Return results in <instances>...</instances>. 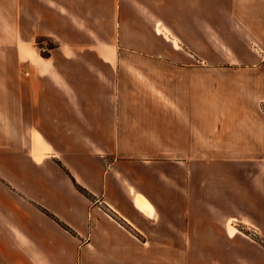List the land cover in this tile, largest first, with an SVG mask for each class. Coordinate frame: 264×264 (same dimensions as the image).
Listing matches in <instances>:
<instances>
[{"label": "crops", "instance_id": "obj_1", "mask_svg": "<svg viewBox=\"0 0 264 264\" xmlns=\"http://www.w3.org/2000/svg\"><path fill=\"white\" fill-rule=\"evenodd\" d=\"M261 102L264 0H0V264H264Z\"/></svg>", "mask_w": 264, "mask_h": 264}, {"label": "rangeland", "instance_id": "obj_2", "mask_svg": "<svg viewBox=\"0 0 264 264\" xmlns=\"http://www.w3.org/2000/svg\"><path fill=\"white\" fill-rule=\"evenodd\" d=\"M237 40L240 39V37L237 35L235 37ZM35 44L37 46V48H40V53L42 56H46L47 52L45 49L49 48L52 46V43L50 41H47L45 39H37L35 41ZM42 49V50H41ZM9 58L14 59V56L9 55ZM259 111L262 112L264 114V103L261 102V104L259 105ZM253 165H240V164H233V165H215L213 170L216 172H224V171H239L241 169H243L244 171L248 170H255L256 166L254 165V167L252 168ZM2 168H0V171L3 173H0V175L4 176L5 178H9V180L11 181H7L10 182L12 185H15L17 187L23 188L26 191H29L32 189L33 187V183L34 181L28 179L25 177L24 180H20L21 178L19 176H16L15 173H13L12 171L16 170V166L13 162L8 161L6 162V166L1 165ZM202 171H205L206 169L203 168V166H201ZM212 170V169H211ZM263 173H264V167H263ZM3 179L0 178V220H3L4 216L7 217L8 211L9 210H17V201L14 195H12L11 193H8L7 191L9 190L8 187H6L5 183L3 181H1ZM14 186V187H15ZM254 194V193H253ZM249 208L247 209V211H242L241 214H244V216H246V218L252 222V223H256L260 222L262 223L264 221V205L260 206V205H256V204H250L248 206ZM233 209V208H232ZM23 210H27V208L23 207ZM41 212L43 213H47L43 208L41 209ZM238 215L239 213L236 210H232V216L234 215ZM24 219H26L27 217V213L26 211L24 212ZM246 219V220H247ZM250 222H248V224H250ZM233 228L240 232L241 234L245 235L246 237L250 238L251 240L254 241H259L260 243L264 242V234H263V230L264 229H260L261 233H259L258 231H256V229H253L249 226H239V225H233ZM264 245V243H263Z\"/></svg>", "mask_w": 264, "mask_h": 264}]
</instances>
